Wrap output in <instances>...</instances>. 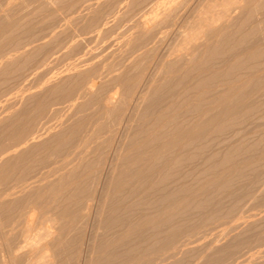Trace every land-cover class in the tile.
I'll list each match as a JSON object with an SVG mask.
<instances>
[{"label": "bare ground", "instance_id": "bare-ground-1", "mask_svg": "<svg viewBox=\"0 0 264 264\" xmlns=\"http://www.w3.org/2000/svg\"><path fill=\"white\" fill-rule=\"evenodd\" d=\"M12 1L0 85L54 58L0 108V264H166L264 158L225 142L264 121V0Z\"/></svg>", "mask_w": 264, "mask_h": 264}, {"label": "rangeland", "instance_id": "rangeland-1", "mask_svg": "<svg viewBox=\"0 0 264 264\" xmlns=\"http://www.w3.org/2000/svg\"><path fill=\"white\" fill-rule=\"evenodd\" d=\"M2 1L5 2V6H6L12 0H2ZM9 51H11V50H9ZM11 53H13V52H11ZM55 57H56V55H55ZM53 58H52V60H53ZM40 59H42V57L39 58V61H41ZM52 60H50V61L52 62ZM39 61L37 62V60H36L37 65H35V66L32 63L33 67L31 66L30 67L31 69L28 66L29 69L27 70L26 74L27 75L29 74L27 76V77H29V79H27V77H25L26 76V74H25V76H24L25 79L13 78V79H10L11 81L8 80L7 81L8 83L7 82L5 83L6 86H5V84L0 85V86H2V88H0V90H1L0 91V96H1L0 97V108L6 106L7 103L12 101L13 97H14L13 95H15V97L17 95H20L21 92H19V90L21 91V89L24 88L23 89V92H24V90H28L29 88L35 89V87H37L39 84H43V83H40V80L42 79V78L40 79L41 74H43L42 72H44V69H45L44 67L49 66L51 62L48 60L49 63L48 62L47 63L49 65L47 63H45L46 65H44L43 62L40 63ZM38 63L41 64V66L40 65L38 66ZM40 68L41 69L43 68V70H41ZM45 70H47V68ZM32 71H34V72H32ZM36 73H37V75H35ZM38 73H41V74L38 75ZM33 75H34V77L36 76L37 79H36V77L33 78ZM14 79L16 81L17 80L18 81L16 82V81H14ZM21 80H24V81H21ZM32 81H34V82H32ZM15 82H16V84H15ZM29 83L31 84V86ZM24 84H27V85L29 84V85L25 86ZM8 86H10V87H8ZM26 87H28V89ZM39 87H42V86L39 85ZM38 88H36V89L38 90ZM31 90H33V89H31ZM8 99H10V101H8ZM64 104L69 105L67 103H64ZM65 105H64V107L58 106L56 109H58L59 107L61 109L65 108V111H63V112H64V115L66 114L65 116H67L68 110H66V109L68 107ZM63 112H61L60 114H62ZM65 112H67V113H65ZM62 116H63V114H62ZM65 116H63V117H65ZM248 128L250 129V131L246 132L245 135L240 136L239 139L238 138H236V140H233V139L230 140L229 139V140H226L225 142L234 143L236 146H239L241 144L244 145L246 143H250V141H252V142L255 141V143H257L259 145L257 147V151L255 154L257 156V154H260V151H264V121H256L255 123L250 124V126L248 125ZM263 163H264V158L261 161H259V163L254 168L245 172L244 176L240 177L239 180H237L236 183H234V185L229 189V190H231L230 193L228 192L229 191L228 190L224 194L225 197H221L222 200L219 199V200H221L220 202L217 201V202H214L215 204L212 203L210 207L207 206L205 208L206 210L199 211L201 213H198V212L194 213L195 216L193 215V217H195V218L193 219V217H192L191 221H189L188 224H187V222H184L183 231L184 230L185 231L183 233H181L183 235L180 236L182 238V239L180 238V242H182L180 244V245H182L181 251L179 250L178 252H175L176 251L175 250L174 251L175 253L173 252L174 253L173 254L172 252L170 253L168 250V252L166 253L167 255L165 254L166 255L165 257L168 256V253H170V254L168 256L169 258L167 257L168 261L166 262V264H168V262L171 263V261L174 262L175 261L174 259H176L177 257L180 258V260L178 261V263L175 262V264H197V263L200 264L201 262L203 264L204 263L203 260L205 259L204 261H206L207 257L209 256L208 252L211 249L209 247H211V246L213 247L216 244L222 245V243L224 245V242L226 243V240H228L227 242H230V240H232L233 237L239 235L241 233V231H243V232L240 234V236L235 241H233L234 242L233 246H231L230 249H227V251L224 252L225 254L220 256V258L213 259L208 264H240L244 261L245 262L248 261L250 258L253 259L255 257L260 258V257L264 256V189H263L264 188V164ZM50 166H52V168H53L54 165L50 163ZM50 166L49 165H48V167L45 166L44 170L46 169V167H47V169L50 168ZM251 188H253V189H251ZM227 193L230 195H228ZM244 195H246V196H244ZM238 202H240V203H238ZM88 203H89V206L93 205V203L91 201ZM144 213H145V211H144ZM30 219H32V220H30V223L33 224L32 225V229H33L36 227V225L38 223H36L35 217L34 218L32 217ZM239 220L242 222H240ZM38 225L40 226V224H38ZM38 225H37V227H39ZM232 226H233V228H232ZM239 226H241L240 227L241 229L236 228ZM37 227H36V230L40 231V228L42 227V225L39 227V229ZM237 231H238V233H237ZM38 232L37 231L35 232V229L30 230L31 234L29 233V235L32 236ZM197 244H199V245L201 244L199 247H201L202 249L197 248L196 247V246H198ZM190 246L192 249H193V247L197 248V249H194V251L191 250V251H189L191 253L188 252L186 254L185 251L188 250V248H190ZM176 255H178V256H176ZM172 256H174L175 258L173 259ZM157 257H159V256H157ZM171 258H172V260H171ZM182 259H184V261H182V263H180ZM159 262H160V260H159Z\"/></svg>", "mask_w": 264, "mask_h": 264}]
</instances>
